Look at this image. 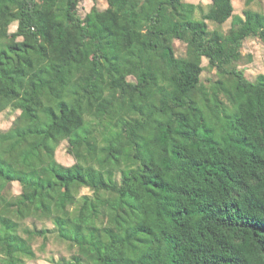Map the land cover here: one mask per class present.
<instances>
[{"label":"trees","instance_id":"16d2710c","mask_svg":"<svg viewBox=\"0 0 264 264\" xmlns=\"http://www.w3.org/2000/svg\"><path fill=\"white\" fill-rule=\"evenodd\" d=\"M80 1L0 0V264L53 232L54 264H264V74L238 67L257 0Z\"/></svg>","mask_w":264,"mask_h":264},{"label":"rangeland","instance_id":"374dc122","mask_svg":"<svg viewBox=\"0 0 264 264\" xmlns=\"http://www.w3.org/2000/svg\"><path fill=\"white\" fill-rule=\"evenodd\" d=\"M193 3L201 4L203 8L208 7V5L212 2V0H187ZM235 12L238 14H243L245 8V0H233ZM79 6V12L81 15H85L88 13L93 6H97L99 9H105L108 4L107 0H81ZM253 9L264 11V0H257L253 4ZM231 20L229 19L226 23H224L221 27L222 30L228 31L231 26ZM210 28L218 27L217 24L210 22ZM219 28V27H218ZM16 30V23H13L10 26V31ZM175 48L177 54L179 56H183L186 54V43L181 40L175 41ZM243 58L240 62H238V67L245 70L247 77L251 80H256L260 74H264V42L257 37H250L244 41L243 44ZM203 65L205 66V70L202 73L203 80H208L209 78L216 77V71L214 69L209 68L208 61L206 58L203 59ZM19 111H14L12 109H7L0 113V127L4 130L8 129L16 119ZM68 141L65 140L57 149V159L65 164L71 165L75 162V157L73 154L69 153L67 150ZM20 185L18 183L14 184V191L20 192ZM88 188H82L81 194L88 193ZM39 227H47L49 229H54V225L51 221H47L44 223H38ZM42 244V238H39L34 248L37 252V258L33 260H27L26 264H54V261L58 260L62 256L69 257L73 250L70 249L67 243L60 241L55 232L49 233V240L46 244L45 249H41L40 246Z\"/></svg>","mask_w":264,"mask_h":264}]
</instances>
